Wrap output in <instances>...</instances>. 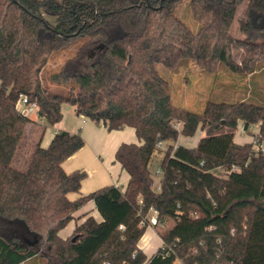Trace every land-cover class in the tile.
<instances>
[{"label": "trees", "instance_id": "16d2710c", "mask_svg": "<svg viewBox=\"0 0 264 264\" xmlns=\"http://www.w3.org/2000/svg\"><path fill=\"white\" fill-rule=\"evenodd\" d=\"M184 1L0 0V264L37 256L48 264H264V150L235 140L241 123L246 131L258 125L251 132L264 148V104L208 101L193 111L173 102L162 74L183 60L207 73L223 65L245 75L264 68V0H188L198 30L179 16ZM244 2V37H237L231 29ZM71 46L51 73L71 90L52 91L41 72ZM233 49L244 51L241 62ZM22 95L51 125L69 102L108 130L133 127L140 143L123 142L115 153L130 176L126 188L108 185L72 199L87 171L67 172L63 163L85 139L67 130L44 146L42 127L26 167H16L35 123L18 107ZM199 127L205 132L197 144H178ZM157 152L160 189L151 168ZM233 165L240 168L215 171ZM89 201L102 220L86 213L74 236H61ZM151 210L170 224L155 225L163 246L148 256L139 243Z\"/></svg>", "mask_w": 264, "mask_h": 264}, {"label": "rangeland", "instance_id": "374dc122", "mask_svg": "<svg viewBox=\"0 0 264 264\" xmlns=\"http://www.w3.org/2000/svg\"><path fill=\"white\" fill-rule=\"evenodd\" d=\"M246 7V2L241 4L237 10L236 17L232 25V33L237 37H244L243 32L240 29V17L243 15V10ZM179 16L188 23L193 29L198 30L200 23L197 22L192 14L189 12L188 0H185L183 5L178 9ZM74 50V46H71L64 53L59 54L55 59H52L50 64L46 66L41 72V78L43 85L52 89V91L68 93L71 90V86L67 83H58L51 79V73L59 66L60 63L64 61V58L71 54ZM233 57L236 61L241 62L244 55L243 50L233 49ZM182 65L175 70H163L162 74L171 82L172 87V99L177 105H181L192 109L193 111H202L206 106L208 101H226L234 102L239 100H247L253 103L264 104V68L257 69L254 73L245 75L242 73L235 72L231 70L226 65L220 67V69L215 73H207L201 69L198 65H195L193 61L183 60ZM63 119L56 125H51L46 121H42L36 111L28 112L27 115L30 116L35 123L29 124L27 127L28 136L30 139L26 141L25 146L19 152L17 158L14 161V165L19 168H25V159L27 158V153L29 150V143L34 142L38 139V135L41 132L42 127L46 128L45 134L43 136V144L49 145L53 136L50 140L48 138L58 126H73L76 124L77 114L75 112V106L69 102L63 104ZM87 121L86 126L92 125L91 121ZM242 122V121H241ZM240 122V123H241ZM258 125L251 128L252 132H258ZM251 131H246L242 128V123L238 126L235 135V140L239 143L253 142L256 150H264L261 148L259 143L256 142L255 135ZM204 130L199 127L196 132V140H194V145L197 144L199 138L204 134ZM57 133V132H56ZM183 137V136H181ZM181 141L182 138L180 139ZM161 146H163L161 144ZM162 154L157 152L153 161L151 162V168L156 171L157 166L161 160ZM220 173V170H215ZM94 174V173H93ZM162 175L155 174V180L158 181L160 185ZM87 188V186H86ZM122 188V187H121ZM155 188H157L155 186ZM160 189V188H159ZM85 190V186H84ZM96 190V189H94ZM93 190V191H94ZM91 192V191H90ZM87 192L86 194L90 193ZM154 210H151L148 214L149 222L143 226H147L145 234L140 240V246H143L145 252L151 255L160 246H163V240L158 233V228L156 224L152 223L150 219L152 218ZM76 216V215H75ZM100 219V216H99ZM78 221V223H77ZM73 222H76L75 228L80 224L78 218H75ZM71 223V222H70ZM170 224V223H169ZM168 222L166 225H169ZM69 225V224H68ZM67 225V226H68ZM74 226V225H73ZM66 228V227H65ZM64 228V229H65ZM74 229L70 228L71 233L68 235L61 231L60 234L64 238H70L74 236ZM73 230V231H72ZM22 264H48L47 259L41 256L34 257L27 260ZM176 264H184L181 259H177Z\"/></svg>", "mask_w": 264, "mask_h": 264}, {"label": "crops", "instance_id": "0c3cea01", "mask_svg": "<svg viewBox=\"0 0 264 264\" xmlns=\"http://www.w3.org/2000/svg\"><path fill=\"white\" fill-rule=\"evenodd\" d=\"M86 120L91 121L81 115H77L75 125L58 126L55 130V133L61 130L80 133L85 139V146L63 163V167L67 172H72L76 169L87 171V177L82 181L81 192L69 194L72 199H76L80 194H86L87 192H92L94 189H99L108 185L119 186L124 190L130 176L128 172L122 168V165L115 160V153L123 142L140 143L133 127L127 126L122 129L108 130L105 126L97 125L93 121H91L92 125L86 126ZM55 133H52L48 140H50ZM181 138L184 140L185 136ZM179 142L183 141L179 140ZM43 145L46 146V144ZM86 213L94 216L99 221L102 220V216L97 210L94 201H89L83 208L78 210L75 213V217L78 218L81 223L87 218L88 215H84ZM75 225L76 222L74 223L71 221L63 230L65 234L67 233L66 235H68V233H71L70 228L74 229ZM141 247L143 250L145 249L143 246ZM147 255L150 256L149 254Z\"/></svg>", "mask_w": 264, "mask_h": 264}, {"label": "built area", "instance_id": "2783aa9c", "mask_svg": "<svg viewBox=\"0 0 264 264\" xmlns=\"http://www.w3.org/2000/svg\"><path fill=\"white\" fill-rule=\"evenodd\" d=\"M18 107L19 109L27 115L28 112H32V111H36L37 112V104L35 102H31L29 100V98L26 96V95H22L19 99V103H18ZM44 119H42L43 121ZM180 123H178V127ZM253 127V126H252ZM242 128H243V125H242ZM196 134L195 135H191V136H185V139L183 142H179L178 141V144H184V145H194V140H196L195 138ZM159 146H161V143H159ZM240 167L237 166V165H233V167L231 169H221L219 168L220 172L222 173L223 171H233V170H236V169H239ZM162 170L159 166H157L156 168V171H155V174L156 175H162ZM158 181H154L153 182V185L157 187V189L160 188V185H158ZM154 214L152 216V218L150 219V221L154 224H160L162 227L166 225L165 222H159L158 220V212L156 210L153 211ZM149 222V218H144L141 222L142 225H145V224H148ZM121 228H123V225L120 226Z\"/></svg>", "mask_w": 264, "mask_h": 264}, {"label": "water", "instance_id": "95a60500", "mask_svg": "<svg viewBox=\"0 0 264 264\" xmlns=\"http://www.w3.org/2000/svg\"><path fill=\"white\" fill-rule=\"evenodd\" d=\"M74 239H76V238H74Z\"/></svg>", "mask_w": 264, "mask_h": 264}]
</instances>
